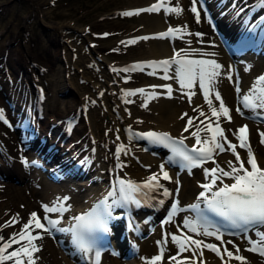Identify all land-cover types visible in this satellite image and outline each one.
Segmentation results:
<instances>
[{
  "label": "bare ground",
  "instance_id": "obj_1",
  "mask_svg": "<svg viewBox=\"0 0 264 264\" xmlns=\"http://www.w3.org/2000/svg\"><path fill=\"white\" fill-rule=\"evenodd\" d=\"M46 1L47 0H29L28 6L14 10L13 8L15 7H13V1V4H10L9 7V0H0V103L5 106V112L7 114H10L11 111L10 107L6 104V99H9L11 103H15L16 99L19 96H23V94L30 95L34 98L40 88L44 92V96L42 98V102L44 103V113L42 112V115L40 116L41 124L49 120H54L61 115L75 111L79 105L81 106L86 104V114L87 118H89V122L86 123L84 115L80 114L78 121L74 125L73 133L68 136L65 143L78 140L76 143L69 146V150L77 148L76 150L79 151L78 156H83L85 159H91V164L89 163L87 168V171L89 170L87 178L92 177V175H105L108 168H113V163L116 160H121L122 165L119 169L122 174L129 175L131 177L143 178L148 174L150 169L152 170L156 168L157 164L163 160L164 151L156 148L144 151L141 148L142 143L139 142L138 138H130L129 134L133 133L131 131L130 133L124 131L123 128L125 125L144 129L152 128L157 131L167 130L171 133L184 136L189 144L194 145L196 143V139L191 135V133L197 130V126L200 124L201 120H204L205 124L208 123V120H205V118L200 116L199 112L194 111V109L199 106L200 111H203L206 116H208L211 120L215 119L214 117H211V113L204 101L203 93L200 91L198 84L194 85L191 90L195 93V95H192L191 97V103H189L188 96L185 95L187 90H181L179 84L176 83L175 80H167L172 83L171 98L162 94L164 88H155V90L159 91V95L149 100V104H152L150 105L152 109L155 108L154 111L147 109L150 106H142L141 103H137L136 101L138 99L135 100L133 98L134 100H130L127 97V100L125 99L126 101L121 102L120 96L125 95V87H135L138 85L143 86V84L147 82H151L152 86H159L160 83L165 82V80L161 79L163 74L159 72H156V74L159 75H152V77L148 79H146L147 75L143 71L123 72L120 74L122 79L118 82H114L112 80L113 73L117 71L109 70V68H107L109 65L108 63L105 64V70L102 73H95L99 77V80L100 78L102 79L99 84V82L96 83V79H93V75L96 76L95 74L88 72L87 76L84 74L86 70H83L84 73L76 71V75L78 74L79 76H86L87 78L90 77L92 79L87 84L84 82L77 83L76 81L75 84L79 90V94L77 95L73 92V94L67 98L66 102L64 100L65 103L58 105L55 109V99L52 98L49 93L51 85L56 86V88L66 87L69 90L70 88L68 87L65 79L66 77L63 74L60 76L58 75L56 78L54 71L50 73L47 71L51 68L53 69L54 64L59 65L58 62L62 58V52L60 50L63 49L61 35L62 30L67 27V25L63 23L51 24L48 22V24H50V30L47 32L46 36L40 35V37L34 30L30 32L29 28L25 25V20L31 10L37 9L40 13V11L44 9ZM149 1L150 0H137V2L133 4L141 5ZM167 2L168 6L174 7L177 0H167ZM178 3L183 9V12L179 15L174 13L165 15L163 8H161L158 12L145 11L137 14L140 16L139 19L141 22V29H135L137 24H131L127 21L105 20L106 18H104V30L108 31L111 29H117V33H120H118L119 35L117 34V39H119L118 43L120 45H126L127 50H129L128 52L132 54V56L117 62H126L131 59L144 56L170 54L174 49L176 52H179L181 49L187 50L197 56L194 59H215L223 66L221 69V75L216 80L215 87L216 90L220 92L225 104L231 110L232 115L231 122L221 118V126L226 130L225 135L230 139L233 135L231 132H228L227 129L235 130L241 125H249L250 145L258 163L261 166H264V145L260 143L261 138L259 135L260 132H264V122L251 120L245 114L241 116L235 111L237 107H240L244 113L251 112L250 109H246L242 104L238 103V94L235 90L237 75L233 72V65L237 60L230 58L225 50L220 46L217 33L210 28L206 18L202 15V10L201 21L200 23H197L194 14L190 11L191 0H178ZM121 9L123 8L112 9L110 12L112 14H121L124 12V10L121 11ZM3 11L8 14L6 17L2 15ZM230 15L231 14L228 10L223 16H220L219 20L221 29L223 27V31L228 33H232V31L237 29V21L231 18ZM103 16H105V14H102V17ZM226 16H228V18H223ZM167 24L172 25L173 27L183 26L186 24L188 26L187 33L190 34H184L182 37L177 38L170 37L164 39L153 38L154 35L148 34L147 36L149 39H138L134 45L120 43L121 41L127 42L128 40L134 39L131 37L132 34L159 29L165 27ZM196 29H199L200 33H203V36H195L194 34L196 33ZM137 30H139V32H136ZM142 37H144V35ZM24 39L26 41H23ZM189 41L191 43H189ZM144 43L146 45H144ZM71 49L72 51H75L72 47ZM192 49H198L199 52L193 53L191 52ZM202 53H215V55H202ZM246 55H248V53H246ZM249 58L253 61L249 65L245 64V62H241L239 64L236 63L240 67V71L238 72L240 77L237 76L239 78V85L241 89L240 96L248 93L252 86V81L256 79L255 77L259 70H264V55L256 56L255 53H251ZM250 59H248V57L245 58V60L248 61ZM131 65L135 64L131 63L128 66ZM244 65L247 66L245 67ZM229 66H231L233 76V80L231 82L225 75V73L229 70ZM62 68L66 67L63 65ZM39 69H42L41 72H39ZM245 69L248 70L246 71ZM19 71H22L20 78L17 77ZM169 74H174V68L170 69ZM51 90L52 89H50V91ZM99 92L100 95L98 96L97 94ZM135 95L137 96L141 94L137 93ZM135 95H133V97ZM139 97L144 100L143 95ZM210 98L213 99L214 106L218 107L219 102L215 101L214 95ZM128 103H133L134 105L132 106H134V108L131 110L128 108L129 111H125L124 106L128 105ZM135 103L139 105H136ZM62 105L64 106L60 109ZM45 111H47L46 114ZM150 111H156V114H154L158 119V122L154 121L155 123H153L149 121L148 117H150ZM184 113H187L188 116L195 117L193 120V126L189 127L187 131H185L187 117L181 119V116ZM57 127L58 125L55 126V128ZM114 128H116L115 132ZM205 135V132H200L201 138ZM117 137H119V139H117ZM0 139H2L0 141V174L2 175V177H0V225L5 224V222H3L4 220L10 219L16 214H19V220L17 223L9 227H0V234H8L10 231L19 228L21 223L27 221L31 212L39 210L41 202L45 201L46 197L48 198L50 196L48 193H54L57 188L52 185V181L47 180L43 175L33 176L37 182L35 184H32L31 182L28 183V185L25 184L27 189H25L26 187L23 185H18L13 178L16 177L19 180H25L27 177L26 169L29 167L28 165L25 166L21 157L29 155L34 151H32L31 145L21 139V135L18 130L10 128L3 121H0ZM75 145L79 147H74ZM118 145H123L125 150L121 151L119 156H116V148ZM92 146H95L94 150L92 149ZM34 150L37 151L36 148ZM237 151L241 153L242 159L246 160V150L238 147ZM136 155L139 156V161L141 160L149 163V168L142 166L139 161L134 158ZM229 160L235 162V157L230 151H225L215 156L216 163H218L225 170H228L227 161ZM109 163H111V165H109ZM165 166L172 179H161L160 183L164 181L165 184L170 187L169 191L171 195L164 197L162 189L153 190L151 192V197L152 195L154 196V198L152 197V201L153 206L156 209L168 206L170 201H178L180 206L184 205V207L187 208L189 202L197 200L199 193L203 191L202 187L199 185V180H207L204 175L203 168L206 166L214 167L215 164L211 161H206L201 167L192 168L191 171H187L179 167H170L167 164H165ZM101 168H104L105 170L102 171ZM14 172H17V176H15ZM224 178L230 179L229 177ZM176 180H179V185L176 184ZM97 183L98 186H96L94 191L98 190L102 181H98ZM177 187L179 188L178 193L176 192ZM164 199L168 200L164 201V203L160 206L158 201ZM71 208L74 207L71 206ZM70 210L71 209L65 211L61 218L70 214ZM186 218L192 221V212L187 209H178L173 219L170 222L164 223V227L156 225L153 230L148 232L147 237L143 239L137 238V242L141 243L140 249L144 251V249L147 248V250L156 252L159 247H164V256L158 264H176L177 261L169 259L170 254H173L172 256H177L178 252V246L171 241V236L177 235L179 231L181 232L179 228H188L185 225ZM120 230L121 225H117V232H120ZM253 233L254 235L260 236V233H264V226L262 229H257V232L254 231ZM191 234L195 237V239H200L204 243H206L207 239L210 237L203 236L199 232ZM133 239L136 240L135 235L133 236ZM157 241H161V245H157ZM228 241H231L232 243L229 244L227 243ZM35 242L39 243L40 248L39 252L34 253L36 258L35 264H76V260L78 258L77 253H72L70 251L71 247L67 244L60 247L62 243H65V239L63 237L61 240H53L51 235L43 233V238ZM250 246L251 245L241 234L227 236L225 246L221 247V254L224 256V261H227L228 264H241V262L235 259L229 260L223 252V249L226 247L229 251H233L235 255V249L238 247L240 249L239 254L246 258V264H264V256H261L258 252L249 251L248 249ZM151 251L149 254L153 253ZM200 251L201 250H196L198 253L197 259L200 264H224L220 257L216 256V254L211 250L203 248L202 256L200 255ZM201 257H204V261L202 262L200 260ZM188 258L192 259V254L189 251H186L184 253H180L177 260L181 261ZM134 262L145 264V261L139 258H136V261ZM100 264L125 263L121 261L119 257L105 253L100 261Z\"/></svg>",
  "mask_w": 264,
  "mask_h": 264
},
{
  "label": "snow or ice",
  "instance_id": "obj_2",
  "mask_svg": "<svg viewBox=\"0 0 264 264\" xmlns=\"http://www.w3.org/2000/svg\"><path fill=\"white\" fill-rule=\"evenodd\" d=\"M261 3L264 4V0H261ZM197 4L200 5L199 9ZM161 8H163L165 15L169 13L179 15L183 12L178 0L174 7L167 6V0H157V3L152 4L148 8L124 11L121 15L131 16L145 11L158 12ZM202 9H204L203 0H191L190 11L194 14L197 23L201 21ZM205 16H207L206 10ZM209 23H211V20H209ZM187 27L186 24L176 27L169 26L166 31L154 34L153 38L164 39L182 37L184 34H190L187 33ZM104 35H108V33ZM194 35L201 37L203 33L197 32ZM138 39L146 40L149 39V37H137L127 42L121 41L120 43L134 44ZM189 43L191 42L189 41ZM191 52L195 53L199 52V50L192 49ZM173 53L174 54L168 59L147 61L123 69L113 70L123 72L143 71L144 65L146 64L153 69L148 74L156 75V68H160L164 73L161 79L165 81L175 80V82L179 84L181 90H187L185 95L188 96L189 103H191L192 95H195L191 90L194 85L198 84L200 91L203 93L204 101L211 113V117L215 119L211 120L206 116L203 111H200L199 106L194 109V111H198L199 115L204 117L205 120H208V123L205 124L204 120H201L200 124L197 126V130L191 133L196 139V143L191 148L184 143L185 137L182 136L176 139L167 132L147 131L136 133L135 135L153 144L168 148L172 153L168 158L169 163L180 164L189 171H191L192 168L201 167L206 161H211L215 164L214 167L203 168L204 175L208 182L201 185L203 191L199 193L198 202L189 205V208L196 213L198 218V222L190 221L187 218L185 220V225L191 233L199 232L203 236H215L217 240L222 241V236L218 234V230H209L210 225L205 210L225 218L233 226L247 227L256 224L264 225V166L258 163L250 145L248 125L245 124L235 130L227 129L228 132H231L232 135L236 137L238 143H233L229 140L225 135L226 130L221 126V118H224L228 122L232 121L231 110L225 104L220 92L217 91L215 87L216 80L221 75L223 66L215 59H189L190 53L184 49H181L179 52H176L174 49ZM202 55L214 56L215 53H202ZM173 66L174 74L169 75V71L173 69ZM245 70L247 71L248 69ZM225 75L230 82L233 80L231 66H229V70ZM150 87L153 89L156 87L165 88L167 92L164 93V95L169 98L172 96L171 84L153 85ZM235 90L238 94V103L242 104L244 108L252 111V118L264 120V114L257 112V109L264 110V74L256 77L248 93L243 96H240L241 89L239 78L237 77L235 81ZM137 93L145 96V101L142 106H147L149 99L159 95L155 91L147 92L144 88L127 90L125 95H135ZM212 95H214L215 101L219 102L218 107L214 106L213 99L210 98ZM235 111L241 116L244 115L240 107H237ZM185 117H187V124L185 126V131H187L189 127L193 126L195 117L188 116L187 113H184L181 119ZM0 121H3L5 124L8 123L3 109H0ZM130 130L129 128V131ZM200 132H205L206 135L201 138ZM259 135L261 138L260 143L264 145V132H260ZM117 139H119V137H117ZM238 147L246 150V160L242 159L241 153L237 151ZM124 150L123 145H118L117 156ZM225 151H230L235 157V162L232 160L227 161L228 170L222 168L215 161V156ZM21 160L25 166L28 165L29 162L26 159L21 157ZM245 164L249 165L250 168L246 167ZM120 166L119 164L117 165V167ZM224 177L231 178L232 182L224 183ZM161 179H172L165 169L164 164L159 166L158 173H152L142 182L137 183L132 180H118L116 188L108 193V197H112L110 204L106 198L101 201L99 205L94 207L91 212L73 217L74 223L67 228L58 227L60 220L52 219L48 215L49 213H60L62 216L63 213L68 210L63 203V201L69 199L67 196L57 198V201H54L51 206L48 204H41L44 210L43 220L46 223L41 222V218L38 216L37 212L33 211L29 214L27 222L22 224L18 233L13 232L7 239L0 236V264H4L6 261L12 262V264H35L36 258L34 257V253L40 251L35 241L42 239L43 233L51 235L53 231L70 233L73 238V243L82 256H88L90 253H94L98 264L100 252L96 248V234L109 231L108 223L110 220L115 219L113 216L114 209L126 205H140L144 199L156 189H162L164 197L170 196L171 193L169 189L160 183ZM218 181L222 186H217ZM175 182L179 185V180ZM176 192H179L178 187ZM201 202L204 205L203 209L201 208ZM159 203L163 204L164 201L160 200ZM177 210L178 201H174L168 210L166 219L162 221V224L170 222L176 215ZM18 220L19 214H16L9 221H6L4 225H0V227H9L17 223ZM34 229L42 230V232H37L33 235ZM21 241L25 242L21 247L12 251H7L13 244H20ZM171 241L178 246V252L177 256H170L169 259L177 261V264H186V261H179L177 257L180 253L192 249V246H194V249H192L193 256L196 254L195 250H201L200 255L202 256V249L206 248L220 257L224 264H228L227 261H224V256L221 254L220 248L215 244L204 243L200 239H194L192 235H172ZM227 243L230 244L232 242L228 241ZM249 243L251 245L248 249L249 251L258 252L261 256H264V233H260L259 240H251ZM157 245H161V241H157ZM164 251V247H160L158 254L150 258L141 257V259L145 261V264H158L163 258ZM223 252L229 260L235 259L241 262V264H246V258L239 254V248L235 249V255L233 251H229L226 247L223 249Z\"/></svg>",
  "mask_w": 264,
  "mask_h": 264
},
{
  "label": "rangeland",
  "instance_id": "obj_3",
  "mask_svg": "<svg viewBox=\"0 0 264 264\" xmlns=\"http://www.w3.org/2000/svg\"><path fill=\"white\" fill-rule=\"evenodd\" d=\"M12 1L14 3L13 7H15L13 8L14 10L24 8L29 5V0H9L8 2L9 7L10 4H13ZM133 1L134 0H110V1L109 0H47L46 3L44 4V9L41 10L40 13L38 12L37 9H35V10H31L30 14L27 15V19L25 20V25L29 28L30 32L34 30L36 33H38L39 37L40 35L41 36L47 35V32L50 30V24H48V22L51 24L63 23L67 25V27H65L62 30V35H61L62 37L61 42L63 43L62 44L63 49L60 50L62 52V58H61L62 60L61 59L59 60L58 62L59 65L54 64L53 66V69L55 68L54 70L51 68L50 70L47 71L49 73L54 71L56 78L58 77V75L60 76L63 74L66 77L65 79L67 81L68 87L70 88V90L66 87L56 88V86L51 85L50 89L52 90L50 91L49 89V93L51 94L52 98L55 99V109L57 108L58 105L65 103L67 98L70 97L73 94V92L77 95L79 94V90L75 84L76 81L77 83L84 82L87 84L92 79L90 77L87 78L86 76L84 77V76H79L78 74L76 75V71L83 72V70H86L85 73L83 72L85 75H87L88 72L92 74L102 73L105 70V64L108 61L113 59L119 61L126 59L129 56H132V54L128 52L129 50H127L126 45H120L118 43L119 39L117 38L120 33L119 32H118L119 34L117 33V29H111L108 31L104 30L103 19L106 18L105 20L109 19V20H120L124 22L127 21L128 23L131 24H137L135 29H141L142 27H141L139 15L134 14L135 16L134 15L123 16L118 13L112 14L110 12L112 9H117L121 6L125 7V5L128 6L131 3L133 4L137 2V0L134 2ZM4 11L2 12V15L6 17L8 14ZM102 14H105V16L102 17ZM136 32H139V30H137ZM105 33H108V35H104ZM91 39L94 40L95 42L89 44L88 41ZM26 40L24 39L23 41ZM144 45L146 44L144 43ZM71 47L75 51H72ZM90 55L93 56L91 57ZM61 63L66 68H62L63 65ZM41 70L42 69H39V72H41ZM97 77H98L97 75L96 76L93 75V79L94 80L96 79L95 81H97L96 83L99 82L100 84L102 79L100 78L99 80V77L98 79ZM112 79L113 81L115 80L116 82V81H120L119 79L121 78L120 76L117 77L113 76ZM97 95L99 96L100 92ZM139 96L141 95H137V96L135 95L134 97H132V100L138 99L136 102L139 104L141 103L143 105L144 104L142 102L143 100ZM137 103L135 104L139 105ZM132 105L134 104L129 103V105L124 107V110L127 111L128 108L131 110L132 108H134V106ZM150 105L152 104L148 103L147 107H149ZM63 106L64 105H62L60 109H62ZM147 109L149 110L151 109L153 111L155 110V108L152 109L151 106ZM153 111H150V117L148 118L150 122L155 123L158 122V119L155 117L156 111L155 112ZM85 122L88 123L89 119H86ZM115 131L116 128H114V132ZM14 173L15 176H17V172ZM27 174L29 176H32L33 173L31 166L27 168ZM34 174L41 175L38 172H34ZM13 180L16 181L18 185L20 186L23 185L24 187H26L25 189H27L26 185H28V180L31 181V183L32 182L35 183L34 180L30 178H27L26 180H19L15 177L13 178ZM23 181L26 183H24ZM69 183L73 185L69 187L72 196L71 206L78 204L77 200L82 201L86 196L85 194L86 191H90V189L94 186V184H92L88 188L80 190L78 189V186L74 184V182H69ZM63 184H68V183L64 182ZM54 185L57 186L56 184ZM144 251L140 252V254L141 253L143 254L141 255L139 254L140 256L138 255L137 259L138 258L141 259V257L143 256L145 257V255L148 254L151 250H147V248H145Z\"/></svg>",
  "mask_w": 264,
  "mask_h": 264
}]
</instances>
